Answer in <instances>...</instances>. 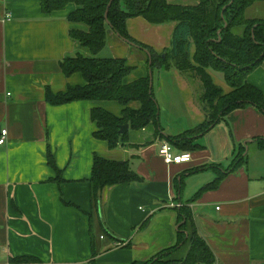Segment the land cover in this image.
Here are the masks:
<instances>
[{"label":"crops","instance_id":"crops-1","mask_svg":"<svg viewBox=\"0 0 264 264\" xmlns=\"http://www.w3.org/2000/svg\"><path fill=\"white\" fill-rule=\"evenodd\" d=\"M77 9L70 4L47 15L40 0H0V130L8 131L7 143L0 145V264H16L17 257L35 259L17 264H91L92 237L97 235L98 264L146 262L177 244L178 209L185 206L216 264H264V148L254 141L264 139V113L253 105L233 111L196 141L200 147L195 151L173 146L174 153H191L190 163L167 164L159 155L161 144L168 142L162 135L175 138L206 120L200 94H195L201 86L173 67L158 79L162 135L152 123L143 130L129 127L126 140L111 149L94 137L91 111L102 108L121 118L128 108L140 109L139 102L126 107L86 100L54 106L46 98L47 88L56 95L86 84L82 74L68 77L61 69L66 58L92 57L71 36L72 30L89 31L68 21ZM176 26L152 24L144 17L126 23L135 41L159 55L171 49ZM107 44L106 57L126 59L132 68L125 85L150 77L146 50L124 42L114 30L108 31ZM195 52L192 44V58ZM210 74L225 94L232 92L222 75ZM247 81L264 93V61ZM244 146L248 160L232 169ZM49 153L62 181H55ZM96 156L130 161L141 177L140 182L104 189L99 213L90 191ZM220 165L225 170L220 184L194 200L220 177L211 168ZM189 250L187 244L171 259L181 261Z\"/></svg>","mask_w":264,"mask_h":264},{"label":"trees","instance_id":"trees-1","mask_svg":"<svg viewBox=\"0 0 264 264\" xmlns=\"http://www.w3.org/2000/svg\"><path fill=\"white\" fill-rule=\"evenodd\" d=\"M40 2L43 13L47 15L66 10L68 5L75 4L78 9L69 14L68 21L86 25L89 31L72 30L71 36L92 54V57L77 55L66 58L61 64L62 72L68 77L74 73L82 74L86 80L85 86L71 87L67 92L56 95L47 88V101L54 106L86 100L117 101L126 107L131 102L141 104L138 110L126 109L121 118L102 108L91 111V118L97 125L94 137L106 141L111 149H116L129 134V131L121 134V126L129 125L130 129L143 130L152 123L157 125L158 135H162L163 130L160 127L159 105L155 100L154 89L151 90L150 87V77L125 85L124 79L132 70L127 60L98 58L99 53L108 45L109 30H114L122 40L150 53L153 62L149 68L152 71L155 68L168 70L174 67L189 81H197L201 85L203 93L197 94V97L206 114L205 122L175 138L162 135L170 145L177 146L182 152L198 149L200 146L196 141L235 110L253 105L264 113V93L247 81L248 75L264 61V19L249 18L247 9L259 2L264 3V0H199L197 6L177 5L169 3V0H113L108 10V19L105 13L112 0ZM138 17H144L152 24L177 22L171 49L159 55L151 47L135 41L129 35L126 23L129 18ZM192 44L196 46L193 58L190 55ZM210 72L222 73L226 84L233 89L232 92L225 94L222 87L215 85ZM254 141L261 145V149L264 148V139ZM245 152L244 146L236 154L232 169L238 168L248 160ZM48 163L57 172L58 178L55 181H62L61 171L57 170L51 153L48 155ZM211 168H214L220 177L206 185L194 200L206 190L216 189L224 178L225 170L221 165ZM91 176L92 204L98 213L104 189L141 181V177L132 169L130 161L113 162L98 156L94 158ZM177 188L182 191L180 186ZM93 216V213L89 216L92 224ZM177 218V244L163 250L149 261H134L131 264H216L212 249L196 229L190 209L186 206L178 209ZM102 228V233L106 234V229ZM187 244L190 247L187 256L178 262L172 260L171 257ZM92 249L94 259L91 264H98L95 261L99 254L95 237H92ZM34 261V258L17 257L13 263Z\"/></svg>","mask_w":264,"mask_h":264},{"label":"rangeland","instance_id":"rangeland-1","mask_svg":"<svg viewBox=\"0 0 264 264\" xmlns=\"http://www.w3.org/2000/svg\"><path fill=\"white\" fill-rule=\"evenodd\" d=\"M169 3L181 4V5H184V6H186V5H188V6H197L199 4V0H170ZM247 16L249 18H254V19H256V18L257 19H259V18L264 19V3L263 2H259V3L255 4V5H253L252 7L248 8L247 9ZM105 51H106V49L104 51H102L101 53H99L98 58H111V57H106L108 55L105 54L106 53ZM154 72H155L153 74L154 96H155V100L157 101V103L159 105L160 100L162 101L163 94H161V92H160V88L158 86V79H159L160 73L165 75V74H167L169 72H167V70H165V68L164 69H159L158 68ZM217 73H218V75H222V73H220V72H217ZM162 74L160 76L161 78H162ZM171 76L173 77L172 73H171ZM193 82L198 84L197 81H193ZM199 86H201V85H199ZM202 92L203 91L201 89V90H198L197 93H195V94L196 95L197 94L202 95ZM96 240H97V242L100 240V235L96 236Z\"/></svg>","mask_w":264,"mask_h":264},{"label":"built area","instance_id":"built-area-1","mask_svg":"<svg viewBox=\"0 0 264 264\" xmlns=\"http://www.w3.org/2000/svg\"><path fill=\"white\" fill-rule=\"evenodd\" d=\"M8 131L7 129L0 130V145L7 143ZM159 155L162 157L167 164H185L192 161L191 153H174V147L168 142H163L159 149Z\"/></svg>","mask_w":264,"mask_h":264},{"label":"water","instance_id":"water-1","mask_svg":"<svg viewBox=\"0 0 264 264\" xmlns=\"http://www.w3.org/2000/svg\"><path fill=\"white\" fill-rule=\"evenodd\" d=\"M112 3H113V0H112V2L110 3V5H109V7H108V9H107V11H106V13H105V15H106V19H108V10H109V8L112 6ZM124 40V39H123ZM124 42H127L128 43V41H126V40H124ZM148 57H150V63H149V65H150V67H151V65H152V62H153V60H152V57H151V55H150V53H148ZM163 57L164 58H166L165 57V55H163ZM150 72H151V74H150V87H151V90H153L154 89V87H153V74H154V72H152V70L150 69ZM214 126H212V128H213ZM128 130H129V125H124V126H121L120 127V132H121V134H125V133H127L128 132Z\"/></svg>","mask_w":264,"mask_h":264}]
</instances>
